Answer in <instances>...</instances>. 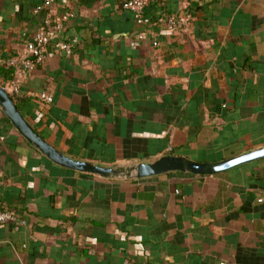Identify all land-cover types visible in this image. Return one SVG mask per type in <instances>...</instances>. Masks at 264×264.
I'll return each instance as SVG.
<instances>
[{
	"label": "crops",
	"instance_id": "obj_1",
	"mask_svg": "<svg viewBox=\"0 0 264 264\" xmlns=\"http://www.w3.org/2000/svg\"><path fill=\"white\" fill-rule=\"evenodd\" d=\"M41 1L0 0V66L42 27ZM122 1L54 2V16L69 14L61 36L8 91L34 128L106 166L264 146V0H150L153 18L187 2L196 16L144 37ZM0 206L27 220L0 222V264H264V157L216 174L106 177L53 161L0 106Z\"/></svg>",
	"mask_w": 264,
	"mask_h": 264
},
{
	"label": "built area",
	"instance_id": "obj_2",
	"mask_svg": "<svg viewBox=\"0 0 264 264\" xmlns=\"http://www.w3.org/2000/svg\"><path fill=\"white\" fill-rule=\"evenodd\" d=\"M56 0H42L33 7L34 13L45 12L46 17L42 27L34 32L25 41V47L18 53L12 55L7 63L13 67L12 79L6 81L2 86L11 92H18L23 77L32 71L46 56L51 42L59 38L64 30V21L69 14L54 16L53 4ZM150 0H123L122 7L129 9L140 25V37L146 35V29L151 24L158 25L160 28L171 30H183L190 27L195 19V11L192 6L186 3L182 11L171 12L154 19L146 12V7ZM62 48L69 50L71 44L63 41ZM40 103L46 104L53 101V95L49 91H42L38 94ZM0 222L12 224H26L27 220L20 212L0 206ZM123 264H135L131 259H126ZM221 264H224L221 262Z\"/></svg>",
	"mask_w": 264,
	"mask_h": 264
},
{
	"label": "water",
	"instance_id": "obj_3",
	"mask_svg": "<svg viewBox=\"0 0 264 264\" xmlns=\"http://www.w3.org/2000/svg\"><path fill=\"white\" fill-rule=\"evenodd\" d=\"M0 106L16 128L53 161L75 170L97 173L106 177L141 178L171 170L216 174L264 157V146H261L215 161H198L182 155L165 154L153 161L139 162L125 167L100 165L88 160L72 158L46 140L24 116L12 95L2 84H0Z\"/></svg>",
	"mask_w": 264,
	"mask_h": 264
},
{
	"label": "trees",
	"instance_id": "obj_4",
	"mask_svg": "<svg viewBox=\"0 0 264 264\" xmlns=\"http://www.w3.org/2000/svg\"><path fill=\"white\" fill-rule=\"evenodd\" d=\"M167 12H162L157 14L154 19H158L160 18L162 15L166 14ZM13 67H11L10 65H6V66H0V75L4 80H10L13 77Z\"/></svg>",
	"mask_w": 264,
	"mask_h": 264
}]
</instances>
